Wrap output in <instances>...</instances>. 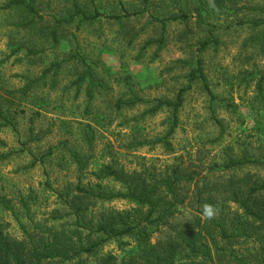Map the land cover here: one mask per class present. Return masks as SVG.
<instances>
[{
  "label": "rangeland",
  "instance_id": "rangeland-1",
  "mask_svg": "<svg viewBox=\"0 0 264 264\" xmlns=\"http://www.w3.org/2000/svg\"><path fill=\"white\" fill-rule=\"evenodd\" d=\"M10 1L0 0V264L128 259L135 233L101 228L137 224L153 244L195 229L212 248L204 264H264L253 236L264 224L232 195L264 208V190L249 193L264 163L228 166L245 153L264 162V0H24L36 12ZM76 5L103 15L64 21ZM189 85L165 139L173 107L154 108ZM176 176L174 201L165 181ZM144 181L173 214L105 197ZM239 218L252 235H237Z\"/></svg>",
  "mask_w": 264,
  "mask_h": 264
},
{
  "label": "trees",
  "instance_id": "trees-1",
  "mask_svg": "<svg viewBox=\"0 0 264 264\" xmlns=\"http://www.w3.org/2000/svg\"><path fill=\"white\" fill-rule=\"evenodd\" d=\"M23 3L26 5L29 11L36 12V8L32 3H28L24 0H11L8 4H6V7H10L15 4ZM103 14L99 11H96L94 13H89L85 11L84 9L80 8L78 5H76V10L74 14L68 18H65L64 21H71L75 16H79L82 21H91L96 19L99 16H102ZM110 17L114 18H120L121 15L119 14H112ZM160 20V19H159ZM164 25L166 23V20H161ZM150 42L157 41V40H149ZM159 42L162 45V39H159ZM208 45L207 41H203L201 43L202 49L206 48ZM199 65V69H200ZM201 71V69H200ZM201 76H203L204 81L206 82V78L201 72ZM196 72L193 71L191 76V82L193 79H195ZM264 80V75L261 76V81ZM191 85L187 86L186 88H181L179 91L177 98L175 101H169V100H159L157 106H155L154 109H157L163 105H169L173 107V117L174 122L172 124V127L170 128L167 136H165V139L173 133L175 125L178 121V111L183 104L184 101V92L185 90L190 87ZM206 87L208 88V85L206 84ZM123 102L130 104L133 103V101L124 100ZM90 135V133H88ZM91 142V139L89 140ZM75 159L79 163L80 170L84 169L85 162L82 160V157L79 154H74ZM247 163H264L263 160H259L257 158H253L249 156L247 153H245L243 156L239 158L231 159L228 162V166H238L243 165ZM179 176L175 177V180H170L168 178L165 183L168 191L171 193L172 198L174 201L178 200V194L175 189V181L178 180ZM127 193H121V194H113V195H105L107 198H113V197H122L131 199L138 204L147 205L150 207V214L154 211H159V218H164L166 215L173 214L172 206L175 202H167L165 199H163L162 196H155L154 193L158 189V184H154L153 187L149 188V185L144 181L143 183H139L136 187L131 186L128 188ZM264 190V181L259 185H251L250 191L252 193H255L258 190ZM233 199L237 201L242 209H244L247 216L252 217L254 221H260L264 224V208H260L258 206H253L250 204L248 198H241V195L239 192L234 190L232 192ZM243 218H239L237 222L239 223L236 225L237 235L239 237L242 236H249L252 235L248 232L250 229V225L247 226L246 222H249L248 220H242ZM207 225V224H206ZM181 228L175 235H169L167 237V240L161 243H155L149 241V233L146 226H142L140 224L137 225H127L123 226V228L116 229L115 226H102V230L106 233L108 232V228L110 231H115V235H124V234H133L135 233V236L137 237V240L139 241V251L135 253L134 255L130 256L128 259H123L121 261L118 260V257H116L113 254L103 255L100 257H97L95 261L92 264H204V262L207 260V256L211 253V246L208 242L204 240H199L192 235L195 234L196 230L193 229L190 230L189 234H186V228ZM263 230V232H262ZM222 235L225 238H232L233 235L229 234L226 230H223ZM192 236V237H191ZM253 236L258 242V245L264 250V229H261V232H259L258 229L253 231ZM177 239H180L182 242H185L191 253L189 256L187 254H179V251L175 249V246L173 245V242ZM104 240V239H103ZM101 240V241H103ZM200 241V242H199ZM214 244L216 245V242L214 241ZM94 247H96V244H92L87 248L88 252H94ZM202 255H198V254ZM212 254V253H211ZM194 255V256H193ZM17 255L15 254V257ZM199 257V258H196ZM180 259H185L182 262H178ZM206 259V260H205ZM211 259V257H210ZM17 263L21 264V261L18 259Z\"/></svg>",
  "mask_w": 264,
  "mask_h": 264
}]
</instances>
